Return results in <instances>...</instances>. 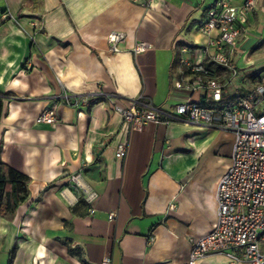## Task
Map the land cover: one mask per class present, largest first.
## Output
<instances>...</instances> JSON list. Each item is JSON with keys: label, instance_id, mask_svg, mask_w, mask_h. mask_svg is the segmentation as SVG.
I'll return each instance as SVG.
<instances>
[{"label": "crops", "instance_id": "0c3cea01", "mask_svg": "<svg viewBox=\"0 0 264 264\" xmlns=\"http://www.w3.org/2000/svg\"><path fill=\"white\" fill-rule=\"evenodd\" d=\"M217 1L0 0V94L9 95L0 159L29 179L27 200L11 220L0 217V264L12 253L13 264H82L76 253L86 264H188L192 244L214 228L233 134L187 122L130 131L112 105L182 102L172 91L178 49L205 63L194 27ZM229 1L239 10L240 69L264 49V0L251 13L241 10L245 0ZM113 31L124 34L117 53L106 43ZM138 42L151 48L135 55ZM63 93L81 104L67 107ZM55 100L59 121L38 124ZM196 264L228 261L218 254Z\"/></svg>", "mask_w": 264, "mask_h": 264}, {"label": "built area", "instance_id": "2783aa9c", "mask_svg": "<svg viewBox=\"0 0 264 264\" xmlns=\"http://www.w3.org/2000/svg\"><path fill=\"white\" fill-rule=\"evenodd\" d=\"M129 1L144 6L151 2ZM258 1L245 0L241 10L251 13ZM208 11L198 24V32L206 40V46L201 49L205 63L194 62L188 47L178 49L181 71L172 81V91L182 95L183 101L169 109L142 103L140 99L127 108L117 104L112 108L130 131H142L147 124L187 122L233 134L230 163L216 187L214 228L192 244L188 264L218 254L225 256L228 264H264V82L255 83L245 96H240L237 90L233 94L235 99L225 96L238 74L235 58L241 35L239 10L229 0H218ZM123 39V33L110 32L106 40L109 51L119 52ZM150 48V44L138 42L133 53L138 55ZM106 98L110 101V97ZM60 101L76 108L82 100L63 93ZM58 105L56 100L50 102L36 122L56 124ZM125 153V144H119L116 155L123 157ZM78 179L79 174L71 177L74 182ZM96 198L94 192L87 196L89 202ZM114 217L109 214V219ZM102 264H110V260L105 259Z\"/></svg>", "mask_w": 264, "mask_h": 264}, {"label": "trees", "instance_id": "16d2710c", "mask_svg": "<svg viewBox=\"0 0 264 264\" xmlns=\"http://www.w3.org/2000/svg\"><path fill=\"white\" fill-rule=\"evenodd\" d=\"M9 95L0 94V114L2 109V100ZM236 96H230V99H235ZM29 179L27 176L7 166L0 159V217L11 220L16 212V209L25 202L28 198L29 191L27 190ZM79 204L82 202L79 200ZM78 260L82 264H86L81 258L80 253H76ZM13 253L8 259V264H13Z\"/></svg>", "mask_w": 264, "mask_h": 264}, {"label": "rangeland", "instance_id": "374dc122", "mask_svg": "<svg viewBox=\"0 0 264 264\" xmlns=\"http://www.w3.org/2000/svg\"><path fill=\"white\" fill-rule=\"evenodd\" d=\"M198 29V25H195L194 30ZM199 39L194 40V45L198 47H205L206 40L200 34ZM249 54L250 51H246ZM247 65L240 67L236 77L232 80V85L228 88L229 91L234 92L239 89V95L245 96L249 88L258 82H264V49H254L249 56L245 59ZM243 79V80H242ZM209 106H211L209 104Z\"/></svg>", "mask_w": 264, "mask_h": 264}]
</instances>
